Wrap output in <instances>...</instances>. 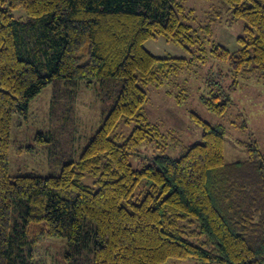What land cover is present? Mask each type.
Segmentation results:
<instances>
[{"label":"trees","instance_id":"1","mask_svg":"<svg viewBox=\"0 0 264 264\" xmlns=\"http://www.w3.org/2000/svg\"><path fill=\"white\" fill-rule=\"evenodd\" d=\"M222 2L244 29L235 52L214 45V58L236 78L264 80V0ZM20 8L25 20L11 14ZM183 12L180 0H0V264H31L44 239L72 243L70 264H264L257 144L246 160L228 164L224 126L193 115L202 142L175 158L142 114L144 86H161L205 58ZM159 38L190 57L156 56L145 45ZM55 79L97 81L113 106L78 162L57 176H11L12 118L26 117L30 101ZM201 99L220 117L233 104L217 93ZM122 121L139 123L127 138L116 135ZM144 145L161 152L134 169L130 158Z\"/></svg>","mask_w":264,"mask_h":264},{"label":"rangeland","instance_id":"2","mask_svg":"<svg viewBox=\"0 0 264 264\" xmlns=\"http://www.w3.org/2000/svg\"><path fill=\"white\" fill-rule=\"evenodd\" d=\"M180 4L184 7L180 17L192 27L198 41L196 48L201 49L200 54L205 58L179 75L166 79L161 86H144L148 100L142 114L148 123L158 126L166 136L164 150L172 157L179 158L188 147L202 142L203 127L193 115L211 125L224 126L226 163L246 160L249 148L256 144L264 155V80L257 74L244 73L236 78L229 64L217 61L212 53L214 45L235 52L244 22L232 21V15L222 0H180ZM11 14L17 19L27 18L21 8L11 10ZM145 46L162 58L190 57L183 47L163 38L151 40ZM116 89L112 83L109 88L112 98L117 94ZM106 92L101 83L95 81L88 85L84 79H55L45 87L30 101L26 117L14 115L12 118L10 175L57 176L64 164L78 162L113 106V99L107 100ZM212 93L232 100L226 115L216 116L205 108L201 98L210 97ZM55 94L58 95L57 102ZM138 125L136 121L129 124L122 121L116 135L127 138ZM160 152V148L144 145L139 157L131 156L130 163L134 169H139L151 162L147 158ZM140 189L144 190L143 187ZM75 257L74 245L67 240L44 239L30 262L70 264ZM166 264L201 263L191 259H171Z\"/></svg>","mask_w":264,"mask_h":264}]
</instances>
